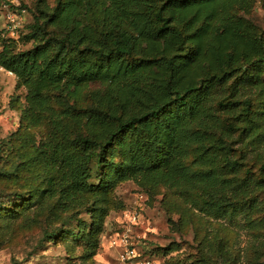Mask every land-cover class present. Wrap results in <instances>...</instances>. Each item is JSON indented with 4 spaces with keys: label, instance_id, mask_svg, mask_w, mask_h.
<instances>
[{
    "label": "trees",
    "instance_id": "16d2710c",
    "mask_svg": "<svg viewBox=\"0 0 264 264\" xmlns=\"http://www.w3.org/2000/svg\"><path fill=\"white\" fill-rule=\"evenodd\" d=\"M55 1L38 0L22 36L30 47L8 37L0 51L24 93L0 161L26 149L0 177L34 164L23 206L77 214L48 238L95 245L102 205L126 181L149 195H200L217 212L258 208L264 152L257 170L248 160L264 149V32L246 15L254 0ZM43 125L40 138L30 132Z\"/></svg>",
    "mask_w": 264,
    "mask_h": 264
},
{
    "label": "rangeland",
    "instance_id": "374dc122",
    "mask_svg": "<svg viewBox=\"0 0 264 264\" xmlns=\"http://www.w3.org/2000/svg\"><path fill=\"white\" fill-rule=\"evenodd\" d=\"M38 0H22L17 41L19 48H28L22 36L28 32L27 25L34 20ZM55 5V0H49ZM6 10L0 6V16ZM259 31L264 32V0H254V6L246 14ZM4 19H0V29ZM0 51L4 31L0 30ZM13 39V38H12ZM24 108L23 90L17 88L16 76L0 67V146L12 137L22 124ZM46 125L30 132L37 138L47 133ZM20 135V134H19ZM17 136V135H16ZM22 149V148H21ZM19 152L0 161V167L8 169L21 161ZM11 151V149L9 150ZM249 154L250 166L257 170L261 160L257 154ZM191 154L189 162L195 159ZM25 167L20 179L8 180L0 177V264H124L121 249L113 240L117 233L131 229L136 242L137 258L133 264H264V193L258 195V208L247 206L217 212L208 210L200 195H181L176 189L161 187L149 195L133 181L117 184L110 195L102 230L96 244L86 238L71 234L48 238L60 227H74L77 214L64 216L52 208V203L32 202L27 192L31 185L30 175L35 166ZM244 171L240 173L243 177ZM26 180V181H25ZM27 182V183H26ZM23 193L15 195L14 191ZM10 212H5L9 210ZM15 212H11V211ZM140 212V220L130 225L127 214ZM92 212L83 211L79 216L89 225Z\"/></svg>",
    "mask_w": 264,
    "mask_h": 264
},
{
    "label": "built area",
    "instance_id": "2783aa9c",
    "mask_svg": "<svg viewBox=\"0 0 264 264\" xmlns=\"http://www.w3.org/2000/svg\"><path fill=\"white\" fill-rule=\"evenodd\" d=\"M22 0H0V6L6 10L5 14L0 16L4 19L3 27L0 29L4 31V36L9 38H18V28L20 27L22 19L20 18L19 7ZM1 40V38H0ZM128 223L136 225L140 220V212L138 210L131 211L127 214ZM113 243L121 249V260L124 264H133V259L137 258L136 242L131 234L129 228L122 233H117Z\"/></svg>",
    "mask_w": 264,
    "mask_h": 264
}]
</instances>
